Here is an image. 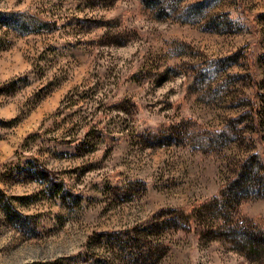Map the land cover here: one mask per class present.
<instances>
[{
  "label": "rangeland",
  "instance_id": "1",
  "mask_svg": "<svg viewBox=\"0 0 264 264\" xmlns=\"http://www.w3.org/2000/svg\"><path fill=\"white\" fill-rule=\"evenodd\" d=\"M198 1L0 0L46 20H0V264H93L95 232L197 204L252 154L264 166V0ZM240 195L230 214L264 227V179ZM170 235L155 264H264V239L247 256Z\"/></svg>",
  "mask_w": 264,
  "mask_h": 264
},
{
  "label": "trees",
  "instance_id": "2",
  "mask_svg": "<svg viewBox=\"0 0 264 264\" xmlns=\"http://www.w3.org/2000/svg\"><path fill=\"white\" fill-rule=\"evenodd\" d=\"M176 1L178 3L180 0ZM209 1L200 0L195 4L203 3L206 6ZM160 2L170 4L172 0ZM192 5L185 6L182 12L189 11ZM0 20L7 26L23 31H37L45 26L46 21L28 11L19 10L0 12ZM192 78L193 76L191 81ZM259 95L264 98L263 93ZM232 133V127L226 125L221 130L212 132L209 138L200 135L199 142L206 146L211 138H231ZM253 156L254 154L242 160L234 176L224 182L214 195L197 204L166 207L151 219L136 222L122 230L93 232L98 234L89 238L108 250V257L105 254L94 255L93 264H114L110 255L123 264H155L170 248L172 238L170 234L179 229L191 228L199 237L220 240L224 247L244 251L247 256L254 252L257 242L264 239V227L257 226L248 219L234 218L233 213L230 214L231 203L240 198V193L248 184L250 185V181L254 177L264 179L262 172L264 166L258 164ZM258 180L256 178V181ZM54 261H50L49 264H54ZM83 264H88V261H84Z\"/></svg>",
  "mask_w": 264,
  "mask_h": 264
}]
</instances>
